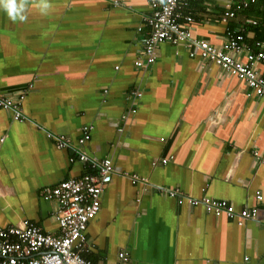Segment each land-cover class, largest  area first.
<instances>
[{"label": "crops", "instance_id": "obj_1", "mask_svg": "<svg viewBox=\"0 0 264 264\" xmlns=\"http://www.w3.org/2000/svg\"><path fill=\"white\" fill-rule=\"evenodd\" d=\"M223 1L185 9L193 37L219 45L240 31L249 47L264 40V3L233 4L224 20ZM23 2L24 21L0 7V94L24 93L22 120L0 107V226L28 219L57 235L58 205L41 190L80 176L85 153L110 157L114 168L85 230L88 260L116 264L124 251L123 264H264V98L184 44L161 42L154 62L137 67L149 0ZM256 69L264 74V64ZM85 124L90 138L79 143ZM156 186L257 207L259 218L239 225Z\"/></svg>", "mask_w": 264, "mask_h": 264}, {"label": "built area", "instance_id": "obj_2", "mask_svg": "<svg viewBox=\"0 0 264 264\" xmlns=\"http://www.w3.org/2000/svg\"><path fill=\"white\" fill-rule=\"evenodd\" d=\"M194 1L197 0H149L150 12L137 27L138 31L145 30L143 57L137 58L134 64L137 67L152 64L156 59V47L161 42L184 44L190 56L199 54L227 74L244 80L255 95L264 98V74L256 69L257 64H264V40H256L252 47H249L240 31L231 33L219 45L193 37L191 25L194 18L187 14L185 9ZM255 2L256 0H224L222 18L227 20L235 16L233 4L246 9ZM251 22L256 24L255 20ZM135 94L141 93L135 91ZM23 98L22 92L16 99L0 94V107L11 110L15 120H22ZM90 131L91 126L85 124L82 127L83 134L78 139L79 143L90 138ZM48 136L52 134L49 133ZM67 142L68 138L64 135L57 137L59 148L66 147ZM74 159L75 157L70 158L71 161ZM76 159L87 167L80 176L61 180L41 190L44 200H53L58 205L54 212L58 234L47 233L28 219L21 220L16 226H0V264H96L82 253L85 251V230L89 220L100 209L104 185L111 181L114 168L110 157L93 160L85 153H79ZM129 178L132 183L147 182V178L136 174H130ZM154 188L156 192L175 197L178 203L186 201L193 206L202 205L208 214L236 219L239 225L247 219L259 218L257 207L236 210L234 205L225 199L207 195L195 198L182 194L177 188ZM256 198L260 200L262 195L257 192ZM118 258L116 264H123L128 260L124 251L118 253Z\"/></svg>", "mask_w": 264, "mask_h": 264}, {"label": "clouds", "instance_id": "obj_3", "mask_svg": "<svg viewBox=\"0 0 264 264\" xmlns=\"http://www.w3.org/2000/svg\"><path fill=\"white\" fill-rule=\"evenodd\" d=\"M0 7H2L8 17L12 21L20 20L24 21L26 16L24 15L25 4L23 0H0Z\"/></svg>", "mask_w": 264, "mask_h": 264}, {"label": "trees", "instance_id": "obj_4", "mask_svg": "<svg viewBox=\"0 0 264 264\" xmlns=\"http://www.w3.org/2000/svg\"><path fill=\"white\" fill-rule=\"evenodd\" d=\"M256 2H258V3H260V2H261V3H264V0H256ZM256 2H255V3H256ZM255 3H254V4H251L252 7H250V8H253V6L255 5ZM250 8H247V9H250Z\"/></svg>", "mask_w": 264, "mask_h": 264}]
</instances>
